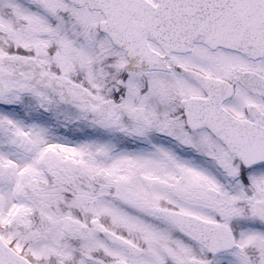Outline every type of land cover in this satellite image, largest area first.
Here are the masks:
<instances>
[{
    "label": "snow or ice",
    "instance_id": "snow-or-ice-1",
    "mask_svg": "<svg viewBox=\"0 0 264 264\" xmlns=\"http://www.w3.org/2000/svg\"><path fill=\"white\" fill-rule=\"evenodd\" d=\"M0 264H264V0H0Z\"/></svg>",
    "mask_w": 264,
    "mask_h": 264
},
{
    "label": "rangeland",
    "instance_id": "rangeland-1",
    "mask_svg": "<svg viewBox=\"0 0 264 264\" xmlns=\"http://www.w3.org/2000/svg\"><path fill=\"white\" fill-rule=\"evenodd\" d=\"M67 134L72 135V137L74 139L83 138L86 136H92V137L105 136V134L103 132L93 131L91 129H85V131L83 133L75 132L74 134L73 133H67ZM49 151L55 152L57 155L61 156L63 160L70 161L73 164L80 165V164L85 163L82 155L73 149H66V148H62V147L52 146V147H50Z\"/></svg>",
    "mask_w": 264,
    "mask_h": 264
}]
</instances>
